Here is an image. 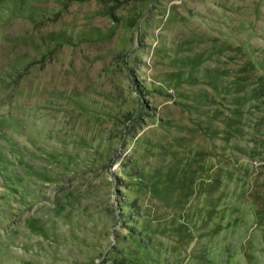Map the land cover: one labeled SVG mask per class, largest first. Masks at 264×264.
Segmentation results:
<instances>
[{"label":"rangeland","instance_id":"1","mask_svg":"<svg viewBox=\"0 0 264 264\" xmlns=\"http://www.w3.org/2000/svg\"><path fill=\"white\" fill-rule=\"evenodd\" d=\"M0 264H264V0H0Z\"/></svg>","mask_w":264,"mask_h":264}]
</instances>
